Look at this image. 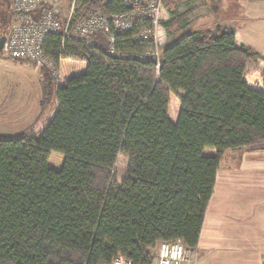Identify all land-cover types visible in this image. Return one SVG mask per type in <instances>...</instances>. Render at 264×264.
<instances>
[{"label": "trees", "instance_id": "1", "mask_svg": "<svg viewBox=\"0 0 264 264\" xmlns=\"http://www.w3.org/2000/svg\"><path fill=\"white\" fill-rule=\"evenodd\" d=\"M81 1L83 16L134 12V24H110L90 44L45 40L61 79L42 69V103L55 93L57 109L38 136L0 137V264H153L175 240L195 250L227 152L264 151V74L262 89L245 80L264 57L235 29L183 33L157 60L155 40L140 37L153 22L135 3ZM184 1L164 0L172 35L191 13L177 12ZM13 18L11 4L0 38Z\"/></svg>", "mask_w": 264, "mask_h": 264}, {"label": "crops", "instance_id": "2", "mask_svg": "<svg viewBox=\"0 0 264 264\" xmlns=\"http://www.w3.org/2000/svg\"><path fill=\"white\" fill-rule=\"evenodd\" d=\"M255 1L250 2L251 10L246 4L245 17H234L246 20L244 24L231 27L236 30L238 44L250 46L264 57V0L259 7ZM249 69L261 72L262 78L258 84L245 78L246 82L262 89L264 60L246 72ZM195 250L198 259L194 264H264V151L227 152Z\"/></svg>", "mask_w": 264, "mask_h": 264}, {"label": "rangeland", "instance_id": "3", "mask_svg": "<svg viewBox=\"0 0 264 264\" xmlns=\"http://www.w3.org/2000/svg\"><path fill=\"white\" fill-rule=\"evenodd\" d=\"M127 1L129 4L135 3V13L138 12V14H141L139 17L154 18L157 21L153 23L154 30L152 32L143 30L141 33L145 37L152 36L155 40L157 48L156 53L152 57L157 60L160 58L161 50L174 37L183 33L199 30L204 31L214 28L217 25H229L230 27L237 28V25L244 24L246 20L244 21L242 18L234 17H238V15L245 17L247 11L246 4L249 5V9L251 10L250 2H254V0L184 1L182 4L176 6L177 12L184 13L191 11V13L188 15L187 23L183 29L172 35L162 26V22L170 18L169 12L164 5V0ZM260 1H255L258 2V7ZM8 5H10L9 8ZM71 10V0H60L57 6V12L63 24L66 23L65 20L68 19ZM75 11L77 14L76 18L81 20L83 17H86L81 14V0H79L77 7H75ZM7 12H11V1L9 4L6 0H0V18L4 17ZM14 19L15 15L12 23ZM12 23L9 26V30ZM4 55L0 56V137L17 138L24 135L38 136L43 132L56 112L57 97L54 93L50 105L44 108L42 103L43 74L40 66L29 60L5 58ZM245 78L249 83L253 82L258 84L262 78V73L255 69H249L245 74ZM114 174L120 180L126 177L127 159L124 155L119 156L114 168ZM155 256H157V251ZM197 259L198 253H196V257L191 264L196 263Z\"/></svg>", "mask_w": 264, "mask_h": 264}, {"label": "built area", "instance_id": "4", "mask_svg": "<svg viewBox=\"0 0 264 264\" xmlns=\"http://www.w3.org/2000/svg\"><path fill=\"white\" fill-rule=\"evenodd\" d=\"M59 2L60 0H11L15 19L2 51L12 59L29 60L41 69L48 68L58 83L61 79L59 71L43 50V44L50 34L62 35L63 41L74 38L90 44L91 36L98 31H108L110 24L126 30L135 20L132 17L134 12L113 17L103 14L89 15L80 20L76 18L75 11L79 0H71L72 10L63 24L57 12ZM150 19L153 23L157 22L154 18ZM140 37L147 38L143 35ZM110 40H113V37H110ZM195 257L196 250L186 247L182 240L163 241L158 247L157 264H191ZM113 264L132 263L119 256Z\"/></svg>", "mask_w": 264, "mask_h": 264}, {"label": "water", "instance_id": "5", "mask_svg": "<svg viewBox=\"0 0 264 264\" xmlns=\"http://www.w3.org/2000/svg\"><path fill=\"white\" fill-rule=\"evenodd\" d=\"M6 39H7V36H2V37L0 38V56H1V55H4V54L2 53V51H3L4 44H5V42H6ZM4 57L6 58L7 56L4 55Z\"/></svg>", "mask_w": 264, "mask_h": 264}]
</instances>
